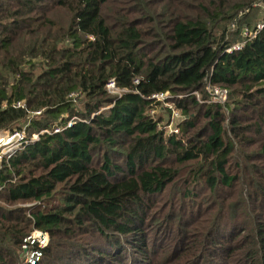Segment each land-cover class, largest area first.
Instances as JSON below:
<instances>
[{
  "label": "trees",
  "instance_id": "1",
  "mask_svg": "<svg viewBox=\"0 0 264 264\" xmlns=\"http://www.w3.org/2000/svg\"><path fill=\"white\" fill-rule=\"evenodd\" d=\"M255 2L264 0H0V131L41 111L27 127L37 138L0 160V264H22L33 230L48 234L38 264H149L154 198L176 178L173 164L185 163L195 181L236 194L231 217L202 241L251 229L264 264V21L259 29L245 21L254 35L230 53L225 31L213 34ZM110 79L126 91L109 96ZM206 84L229 92L231 136L223 107L205 102ZM76 92L83 113L68 97ZM156 93L184 115L179 134H165L149 114L160 106ZM255 137L258 150L243 152ZM255 160L257 171L242 166ZM225 255L211 264H229Z\"/></svg>",
  "mask_w": 264,
  "mask_h": 264
},
{
  "label": "rangeland",
  "instance_id": "2",
  "mask_svg": "<svg viewBox=\"0 0 264 264\" xmlns=\"http://www.w3.org/2000/svg\"><path fill=\"white\" fill-rule=\"evenodd\" d=\"M245 21L251 23L249 28L261 25L262 21H264V3L255 2L252 4L251 8L249 7L245 10L238 11L237 14L234 15L232 21L219 23V27L217 26V28L213 29V34L218 37L222 31H225L227 39H232L234 43L240 42L241 38L245 36ZM249 31L251 30L249 29ZM32 63L34 64L33 71L35 73L39 72V61L34 59ZM22 68L26 70L29 68V65L25 64ZM108 95L111 97L115 96V94ZM193 95L199 103L202 102V95L200 93L194 92ZM68 97L72 99L75 110L83 113L84 103L86 102L84 95L80 92H76ZM225 104L226 108H223L226 118L224 127L227 130V136H231L232 134L229 130V118H231L229 94ZM105 108V106L100 108V111ZM149 114L157 119L162 118V124L170 122L171 127L173 124L180 122L184 117L174 103L171 102H162L153 112L149 111ZM38 116H33L32 113H30L26 121H22V130L25 131L24 135L29 141L36 138V134L27 135L29 121ZM72 118H70L71 121ZM170 124L165 128V134L170 133ZM8 136H10L9 132L0 131V139H4ZM248 136L254 135L250 134ZM255 138L254 144L248 147L240 148L235 141V148H240L245 153L255 152L258 150V144L260 143L258 142V138ZM16 146H18L17 143H12V145L9 146L0 144V149L2 152L13 155L18 151L14 149ZM237 156H239V154L232 157L231 160H235ZM259 165L260 162L255 160L246 161V164L242 166H246L252 173L253 171L259 170ZM193 166V163H185L182 165L173 164L174 169L177 170L176 178L172 183L167 185L164 192L158 194L154 198V207L149 219V224L151 226L149 232L152 231L153 233L151 232V234H154L152 237L149 233V243L152 242L153 238L154 245H151L152 249L149 245V250L151 249V257L147 259L149 264H184V261L191 257L193 258V263L189 260L186 264H190V262L192 264H211V260L213 262L220 261L222 263V259L225 260L226 257L225 253L230 254L228 258L229 264H251L253 262H255V264H263L262 254L255 253L259 248L258 234H253L251 229L248 231H236L234 233L236 237L234 236L228 241L226 239H218L214 244L202 241L206 239L207 234L211 232L213 228L217 227V225H215L216 220L223 217L225 223V219L227 218L226 215L231 217L227 204L228 200H236V194L233 191L226 190L221 185H218L215 190H210L205 179L195 181L193 178ZM236 168H238V166L232 161L228 169L229 174L235 175V173L239 172H236ZM246 171L249 172L248 170ZM245 175L246 172L243 170L242 174H240V176H243V179L252 177ZM236 193L241 195L242 198L246 195L243 186H239L236 189ZM1 205L4 207L7 206L4 203ZM26 205L28 204H18L17 206ZM250 214L255 219L256 214H254V211L250 210ZM234 215H236V213ZM248 232L252 234H247ZM210 239L212 240V238ZM253 244H255V247L252 246ZM220 249H223L225 252L222 251L219 253L218 250ZM130 264H133V262Z\"/></svg>",
  "mask_w": 264,
  "mask_h": 264
},
{
  "label": "built area",
  "instance_id": "3",
  "mask_svg": "<svg viewBox=\"0 0 264 264\" xmlns=\"http://www.w3.org/2000/svg\"><path fill=\"white\" fill-rule=\"evenodd\" d=\"M261 27H262L261 25L256 26L257 29H259ZM244 32H245L244 37H251L254 35L253 34L254 32L249 31L247 28H245ZM243 44H244V41H242V40L240 42H235L231 46H229L226 49V51L230 53L232 51L239 50L243 46ZM105 89H106L108 94H115V96H120L123 92L126 91L125 89L118 88L115 85V81L112 79H110L109 81L106 82ZM205 91L208 95L207 99L205 100L206 103H215V104L222 106L223 108L225 107L226 99H227L228 94H229V92L226 88L206 84ZM167 98H168L167 93H156V94L151 95V97H150V99H153L157 102H160V104L162 102L167 103L166 102ZM15 106L16 107H23L20 102H17L15 104ZM151 112H153V110H151ZM40 114H41V111L32 112L33 116H38ZM175 115H177V114H175ZM74 119L75 118H72V121L69 120L67 122V125L69 126L74 121ZM180 122H178V123H180ZM178 123L173 124L172 127H171L170 122L168 123V125L170 124V133L169 134H179L180 130H179ZM168 125L163 124L162 126L165 129ZM61 130H62V127L60 125L53 127L54 133L60 132ZM24 132L25 131L22 130V127H21L19 130H16L13 133H11L10 136H8L4 139H0V144L3 146H9V145H12V143H17L18 146H16V148H14V149L19 150L23 146V142H28L25 135H24ZM37 136H38V134H36L35 137L37 138ZM30 141H33V140H30ZM5 155L7 156V155H11V154H7L5 152H2V150L0 149V160ZM0 189H1V186H0ZM47 243H48V234L46 232H43L40 230H33L32 232L27 234L22 239V242H21V257L23 260L22 263L23 264H38L40 262V260L42 259L43 249L47 245Z\"/></svg>",
  "mask_w": 264,
  "mask_h": 264
}]
</instances>
